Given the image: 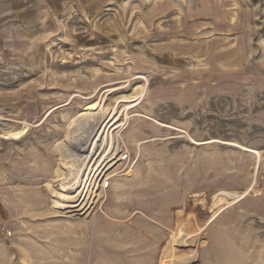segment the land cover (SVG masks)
Segmentation results:
<instances>
[{
    "label": "rangeland",
    "instance_id": "rangeland-1",
    "mask_svg": "<svg viewBox=\"0 0 264 264\" xmlns=\"http://www.w3.org/2000/svg\"><path fill=\"white\" fill-rule=\"evenodd\" d=\"M33 6L0 0L2 133L31 125L0 152L36 165L44 196L22 263L264 264V0ZM99 105L116 121L83 177L97 201L72 214L56 167L83 163L91 120L58 143ZM124 148L140 150L136 177L116 162Z\"/></svg>",
    "mask_w": 264,
    "mask_h": 264
},
{
    "label": "crops",
    "instance_id": "crops-1",
    "mask_svg": "<svg viewBox=\"0 0 264 264\" xmlns=\"http://www.w3.org/2000/svg\"><path fill=\"white\" fill-rule=\"evenodd\" d=\"M34 1L24 0V9L33 10ZM58 1L68 3L73 0ZM141 170L142 166L136 165L133 177L138 176ZM37 171L33 162L10 161L7 148L0 152V227L11 232L9 236L0 232V264H23L21 259L26 254L29 255V249L33 251L30 255H34L35 233L39 229L27 231L26 219L33 220L41 212V200L44 196L41 194ZM133 177L126 180L130 182L134 180Z\"/></svg>",
    "mask_w": 264,
    "mask_h": 264
},
{
    "label": "bare ground",
    "instance_id": "bare-ground-1",
    "mask_svg": "<svg viewBox=\"0 0 264 264\" xmlns=\"http://www.w3.org/2000/svg\"><path fill=\"white\" fill-rule=\"evenodd\" d=\"M139 77H142V76H139ZM137 103L138 101L132 105H135ZM93 119L94 120L97 119V120L94 121ZM88 120H91L90 124L92 125H90L89 123L87 124ZM115 121H116L115 109H112V108L109 109L103 105L86 108L85 110H83V112H81L79 121L73 124L71 131H70L71 133L69 135L70 137L68 136L70 140L68 139V137H66L61 142L58 143L60 145V144H63L64 142H70L76 138V134L79 135L80 132H82V129H84V127H86L87 125H90L92 127L91 131L87 132V136H85V138H82V140L87 139L88 141V147H86L87 149L84 152L86 158L85 157H84L85 159L83 158L84 159L83 163H79L76 165L74 163L67 164V165L58 164V166L56 167V170L62 180L61 186L63 188V191H62L63 197L61 199V203H62V206L65 208L64 210L70 211L72 212V214H77L79 212L85 213L89 211L93 207L94 203L97 201L96 199L97 195L95 193L93 194V191L89 190V187L86 185V183L89 180L86 182V179L84 180L83 177L86 175V170H88V168H92L91 166H93L94 163H96L97 161L98 149L102 145V142H100V138L102 137L104 132L107 130V128L110 127ZM127 121L128 119H126V121L124 122V125L127 123ZM121 125L122 124L120 123L119 126ZM30 126L31 125L28 122L24 121L22 122L20 127H17V128L14 127L2 133L3 135L2 137L4 140L19 139L20 137L24 136L25 133L28 132V130L30 129ZM153 139L154 138L147 139L144 141H138L137 146L140 147L142 143L149 142ZM191 139L195 141L193 138ZM245 149L256 153V155L259 153L257 149H254V148L245 147ZM139 153H140V150L137 151L138 157L140 156ZM84 164L85 166H83ZM132 171H133V166L132 168L130 167L127 170V174ZM88 174L89 173H87V176ZM245 191H248V190H245ZM243 194L244 192L238 196H243ZM225 207L226 206H223L222 208L224 209ZM220 210L218 209V212L216 210V212L210 217V220L216 214H218Z\"/></svg>",
    "mask_w": 264,
    "mask_h": 264
},
{
    "label": "built area",
    "instance_id": "built-area-1",
    "mask_svg": "<svg viewBox=\"0 0 264 264\" xmlns=\"http://www.w3.org/2000/svg\"><path fill=\"white\" fill-rule=\"evenodd\" d=\"M5 118L3 116V114L1 113L0 111V146L3 142V135H2V132L4 131V127H6V124H5ZM138 160V155L137 154H131L129 152V150L127 148H124L122 149L118 155H117V158H116V162L118 163H123L124 165V168L128 167V169L132 166H134V164L136 163V161ZM104 172L106 171H103L102 173L99 174V176L97 177V188L98 189H105L107 187H109L110 185V182H111V176L112 175H109V174H104ZM120 172H123V170H121ZM97 188L95 189V191L97 190ZM0 232L4 235H11V232L8 231L6 228L4 227H0Z\"/></svg>",
    "mask_w": 264,
    "mask_h": 264
}]
</instances>
